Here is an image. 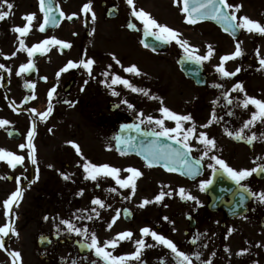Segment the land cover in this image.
I'll return each mask as SVG.
<instances>
[{
	"label": "flooded vegetation",
	"instance_id": "flooded-vegetation-1",
	"mask_svg": "<svg viewBox=\"0 0 264 264\" xmlns=\"http://www.w3.org/2000/svg\"><path fill=\"white\" fill-rule=\"evenodd\" d=\"M10 2L14 4V10L34 6L37 20L43 21V14L39 11V0H10ZM87 2L88 0H52L54 6L59 5V9L65 13V17H61L59 25L44 32L38 29V36L34 37L31 29L26 36L21 37L23 40L25 39V45L28 47L51 37L71 43L72 47L68 49H61L58 45H53L43 55L36 53L32 57L35 69L29 72L32 73L33 77L30 78L25 73L22 74L25 79L35 84V88L38 81L44 85L53 83L51 88L56 86L57 91L54 94L52 104L55 106L58 104L67 105L68 103H65V101H71V104L80 106L82 118L91 119L94 126L98 128V131L94 134L101 139V147L90 148L83 158H76L75 148L68 143L69 141L75 142L74 136L69 135L72 138H68V141L55 142L56 136L60 134L46 131L37 132L36 135L40 136V139L37 138L36 141H33L35 148L37 150L38 148H51L63 160L60 163L48 165L47 169H43L41 165L26 164L20 166L17 177H21L20 186L24 192L23 199L32 192L30 194L32 204L46 203L48 208L51 204L55 205L56 211L53 214L48 211H41V209L34 211V207L33 210L25 212L24 225L33 219H42L41 225H47L38 234V236H44L46 243H48L45 248L37 247V257L41 264H73L75 262L73 259L60 257L59 248L77 252L76 241L90 243V235L87 239L76 237L77 235L74 232H67L66 226L60 228L58 222L47 224L44 219L45 216L50 218L53 215L51 219L54 220L60 209L64 210L66 201L74 205L76 201L82 203L83 199L85 200L83 210L77 212L76 216H83L84 219L77 220L74 216L72 217L69 205H67V212H65L68 219L73 220L78 227L83 228L86 226L89 234L94 232L101 242L110 240L117 233L126 230L133 233L131 239L120 241L115 249H108L114 256L133 253L136 250L135 241L141 238L140 229L149 227L173 240L178 248L186 253L200 251L202 253L201 260L197 261L193 257V264H202V261L209 259L212 260V264H264V203H260L256 198L249 196L243 212H234L228 215L215 204V196L211 199L204 191L199 189V183L210 179L213 173L212 169L207 167L209 163L207 158L202 162L203 171L201 175L192 181L167 172L160 167H147L142 160L135 159L133 155H128L132 158H128L121 163H108L106 157L108 134H112L119 124L125 121L139 122L136 116L140 111L145 116L152 114L150 108L146 107L148 104L147 96L144 97V107H136L135 114L124 111L119 103L122 95V91L118 89L119 85L106 86L105 83H102L105 80L102 73L109 71L122 76L123 67L115 63L112 54L125 66L128 65L129 57L135 53L131 65H137L143 76H137L135 80L150 91L151 80L149 76L151 70L149 66L153 64L151 56H154L155 52L141 46L142 35L144 34L143 25L131 16V9L126 0H92V9L96 14L95 21L91 19V13L85 15L81 11L82 6ZM229 2L242 5L240 12L237 13L238 16L247 15L251 19L264 24V0H229ZM135 4L138 9L143 8L149 12L158 22L169 25L168 21L173 0H135ZM72 13L77 15L72 20H68L67 15ZM129 22L135 24L136 29L128 28ZM204 23L216 27L213 23ZM28 36L29 40H27ZM227 37L233 44L238 40L242 43L249 42L250 45L252 42L257 44L254 55H257V49L259 51L264 50V35L248 33L246 30L241 29L237 39L229 35ZM19 46L18 42L14 46V50L16 51ZM139 49L146 52L143 53L145 56L138 53ZM17 53L24 58L21 64L28 62L27 52L18 51ZM81 58H93L96 61L92 76H89L83 67H79L70 69L57 78L56 73L69 60L79 61ZM249 58H251V55ZM143 63L147 64V67ZM108 65H112V68L108 69ZM50 74H53V77H50ZM145 76H147V79ZM210 76H215V73H210L208 77ZM43 77H47V79L45 80ZM107 79L108 84H111V77L109 76ZM85 81H88L87 84L84 83ZM82 88L83 90H81ZM113 88L120 93L119 96L111 94ZM32 100L29 99L27 104ZM245 120L247 119H219L218 122H213V124L214 126L216 124L220 130L208 133L210 138L216 140V148L210 155L220 156L237 170L264 165V154L257 153V150H262V148L256 147L261 143L263 144V142H258V139L262 138L264 133L254 131L259 128L257 125L244 129L245 136L256 134L257 139L252 144H248L246 139H234L225 132L226 128L233 132L239 131ZM62 135H68V133ZM26 142L27 138L23 143L26 144ZM54 144L56 145L53 148ZM193 145L196 150L192 154L199 158L203 146L197 143ZM82 159L98 165L107 163L118 167L122 170L120 173L121 178L128 175L123 169L128 167L140 169L143 176L137 180L135 195H131V189L120 188L111 177L98 178L97 181L85 179L86 174L82 167L84 163V161H81ZM72 161L75 162L72 163ZM37 167L39 168V178L35 179ZM62 174L68 175L69 179H65ZM262 174L264 175V173ZM34 179L35 182L33 183ZM8 181H13L11 176H8ZM242 183L254 192L264 191V178H257L255 173ZM164 186H167V188H164ZM180 187L186 188L192 195H195L201 201L202 206L196 205L193 201L182 200L177 191ZM112 188H115L116 191H111ZM162 189L172 190L173 195L171 197L166 196L160 203H150L143 208L139 207L145 198L154 200V197ZM81 190H83V194L79 195L78 193ZM97 197L104 201L105 207L101 208L91 203L92 199ZM125 197L130 198L126 199ZM228 200L225 199L224 201ZM60 201L62 206L59 205ZM92 208H96L100 213L98 218L91 211ZM117 210L120 211V216L109 229L107 225L111 222L112 217L116 215ZM89 215L93 216L92 220L86 218ZM165 216L169 220L165 221L163 219ZM57 226H59V232H57ZM173 228L176 230L173 231ZM229 228L233 229L231 235H228ZM197 234H200V240L194 245L190 241ZM9 238L10 236L5 237V247L9 246L7 242ZM144 239L146 244H151L153 247L144 248L140 260H128L125 264H161V260L166 261L167 264H176L173 254L167 247L159 245L150 236L144 237ZM202 245H207V247H202ZM85 249L86 252L83 255L79 254L84 258L85 264H92L93 261L96 264H104L103 259L97 257L93 250ZM241 249H248V251L243 255H237V252ZM213 253H215V256L212 255Z\"/></svg>",
	"mask_w": 264,
	"mask_h": 264
},
{
	"label": "snow or ice",
	"instance_id": "snow-or-ice-1",
	"mask_svg": "<svg viewBox=\"0 0 264 264\" xmlns=\"http://www.w3.org/2000/svg\"><path fill=\"white\" fill-rule=\"evenodd\" d=\"M127 5L131 9V16L139 20L143 25V31L146 36H152L159 43H171L175 42L179 45L185 54V58L190 61H194L196 63H202L204 61H208L214 55V47L212 44L207 45V51L205 54L200 55L198 53V49L192 46L187 39L182 37V34L170 27L167 24H163L158 22L149 12L145 11L143 8H137L135 4V0H126ZM173 3L180 7V11L184 14L185 22L190 25L197 24L198 22L204 20H213L222 25H224V30L229 32L231 35L235 36V34L243 29L248 33H256L260 35H264V24L260 23L257 20L251 19L247 15L238 16L237 13L240 12L242 5L241 4H233L230 3L229 0H173ZM182 5V6H181ZM6 6L7 10H3ZM14 5L10 0H0V21L5 20L11 14V10ZM39 11L43 14V21L39 23V31L44 32L46 27L48 26H58L59 19L54 14L55 12H59L60 17H65V13L59 9V5L54 7L52 0H39ZM81 11L87 15L91 13V19L93 21L96 20V14L92 9V0H88L82 6ZM77 14L72 13L67 15L68 20H72ZM23 19L27 21L24 26H15L12 31L18 33L19 40V48L11 53V56H15L18 51H25L29 57L27 63H23L20 65L18 72L16 73L18 76L22 73L31 72L35 69V64L32 62V57L36 53H40L41 55L45 54L47 51L51 49L53 45H58L61 49L71 48L72 45L70 42H66L64 40L58 39L56 37H51L44 39L43 41L28 47L25 45L24 40L21 37L26 36L32 29L33 21L37 19L36 13H28L25 14ZM130 29H136V25L129 22L127 25ZM145 47H149L147 43L141 41ZM153 51H155V46H152ZM256 54L259 60V64L262 69H264V57H260L259 49L256 50ZM0 55H4V53L0 52ZM86 55V53H85ZM244 55L242 49V42L237 41L235 45V51L231 54H226L221 56L220 63L216 66V71L222 77H234L240 71L241 68L237 67L235 71H227L225 68V62L229 60H234L236 58L242 57ZM11 56L5 55V59H10ZM112 59L115 61L117 65L123 67V71L126 73L134 74L136 76L142 75L141 70L137 65L132 64L130 66L124 67L121 64V61L112 54ZM96 61L93 58H81L79 61L69 60L66 65L56 73L57 78L60 77L62 73L69 71L70 69H75L79 67H83L89 76H92L93 66ZM112 65H108V69H111ZM0 69H4L8 72L11 69H7L6 66L0 63ZM105 77V80L102 83H105L106 86L111 87L112 85H123L125 88L130 89L134 93H140L144 96L149 97V99L159 100L161 107L159 108V112L162 114L161 117L156 118L152 115H147L140 111L137 113L136 119L139 123L134 124H123L121 125L122 130L135 129L137 132L141 131L140 125H154L151 127L145 135H150L155 137L150 143L147 145L141 143L137 144L133 137L128 136H120L117 135L113 137V139L117 142V151L120 152L121 155H126L129 152H135L136 154L143 157L147 167H154L156 165H162L167 171L175 172L180 169H183V174L189 176L191 178H195L202 171V162L205 158L209 160L207 167L212 169L213 175L215 176L217 172L222 171L225 173L229 179H231L236 185L240 186L242 189L240 193L241 202L244 201L245 193L256 198L260 203H264V191L262 192H254L252 191L246 184H243L242 181H245L249 178L253 173H264V165H258L257 167H253L251 169H235L231 167L224 159H222L218 155H210V153L216 148V140L214 138H210L208 133L205 131H200L197 134V124L193 120L191 114H178L177 112L169 109L164 106L163 100L159 96L151 95L148 89L140 88L135 86L129 79H126L119 74L110 73L109 71H105L102 73ZM111 77V84H108V77ZM3 77L0 76V80ZM43 79H47V77H43ZM88 81L84 83L87 84ZM30 88H35V84L29 82L27 84ZM216 87H222L221 85H214ZM83 90V88L81 89ZM56 86H53L47 93L48 96V107L44 112H37L36 109H31V112L38 116L41 120H47V118L53 112L52 100L54 98V94L56 93ZM232 92H240L244 93L243 99L239 100L238 106L243 109H248L249 106L254 107V111L251 112L250 118L243 122V126L239 131L233 132L229 131L227 128L225 132L228 136L233 137L234 139H246L248 144H252L257 136L253 133L251 136L244 135V129H248L250 127H255L256 124L264 123V99H259L253 96H250L245 91L244 85L242 82H237L233 85ZM112 95L119 96L120 93L117 92L114 88L112 89ZM224 98L227 100V104H233V99L230 98V93L225 92ZM34 94L30 97H25V101L29 99H34ZM71 105V101H65ZM121 103L126 104L130 110L135 111V106L127 99L122 100ZM228 115H233L232 112H229ZM219 119L216 117L215 110L212 114V119L208 121L207 124L200 125L201 128L209 127L213 122H218ZM174 121V127H168L165 124V121ZM186 122H191L189 127H185ZM10 121L7 119H0V127H4L9 125ZM159 129L157 131L156 129ZM51 131V129H49ZM9 135H12L9 132ZM36 135V124L32 123L31 128L27 132V142L19 145L21 150L27 148L28 149V159H30L33 165H37L36 158V148L33 143L34 137ZM164 137L168 141L174 142L176 147L173 146V143H161L160 138ZM264 137V134H262ZM195 139L198 145L203 146L202 154L199 158H194L192 153L195 149V146L192 144V140ZM76 150L77 154L81 155L83 158V153L78 144L73 141H69ZM0 161H6L10 168L15 169L17 165H23L25 161V156L18 155L15 152L10 150L0 148ZM214 162V163H213ZM85 175V179H90L92 181H97L98 178H107L111 177L115 180V183L119 185L122 189H131V195H135L137 189V180L143 176V172L136 167H128L123 169V171L127 172L128 175L125 178H121L120 173L121 169L118 167L111 166L107 163L105 164H96L88 160H84L82 165ZM65 179H69V176L66 174H62ZM7 179L8 177H4ZM39 178V168L36 169V177ZM35 179L32 181L35 182ZM17 187L16 189L10 193V195L2 202L4 215L6 217V222L0 226V249H4L8 255L11 257V264H22L21 253L15 250H9L5 248V237L9 235V233L13 235H19L14 222L15 212L14 207L19 206V202L22 200L24 192L20 186L21 177H16ZM213 181L211 179L203 180L199 183V189L201 191H205L209 185H211ZM167 188V186H164ZM111 191L115 192L116 189L112 188ZM178 194L182 200H189L195 202L196 205L202 206L201 201L195 196L192 195L186 188L180 187L178 190ZM79 195L83 194V190H81ZM173 195L172 190H161L159 194L154 197V200H148L145 198L140 203L139 207L143 208L150 203H160L164 200L166 196L171 197ZM126 199L130 197H125ZM91 203L93 205H98L99 207H105V203L100 198H93ZM110 207V206H109ZM79 211V210H78ZM91 211L95 213L98 218L100 213L96 210V208H92ZM120 216V211L117 210L116 215L112 217L110 223H108V228L111 229L113 224ZM83 216H75V219L80 220L84 219ZM88 220H92L93 216L89 215L86 217ZM45 220H48L49 217L45 216ZM165 221L169 220L167 216L163 217ZM60 224L66 226V230L68 233H75L78 236L87 237L90 235V243L85 242L84 247L91 249L94 251L97 257L103 259L104 264H125L128 260H140L141 252L144 248L153 247L151 244H146L144 237L150 236L152 240L156 241L159 245L167 247L170 252L174 256V260L176 264H193V257L195 260L200 261L202 253L200 251H194L193 253H186L180 250L177 244L164 236L163 234L157 233L155 230L149 227H143L140 229L141 238L135 241L136 250L133 253L121 256H114L109 248L115 249L118 246V243L122 240L131 239L133 233L130 230H126L120 233H117L115 237L110 240H106L101 242L94 232L89 234L88 228L85 226L83 228L78 227L73 220L70 219H61ZM176 229L173 228V231ZM57 232H59V226H57ZM233 232L232 228L228 229V235H231ZM200 240V234H197L192 237L190 243L196 244ZM202 247H207V245H202ZM227 251V249H226ZM248 251V249H241L237 252V255H243ZM215 256V253L212 254ZM75 264V262H73ZM92 264H96L95 261ZM161 264H167L166 261L161 260ZM202 264H212V260H204Z\"/></svg>",
	"mask_w": 264,
	"mask_h": 264
},
{
	"label": "rangeland",
	"instance_id": "rangeland-1",
	"mask_svg": "<svg viewBox=\"0 0 264 264\" xmlns=\"http://www.w3.org/2000/svg\"><path fill=\"white\" fill-rule=\"evenodd\" d=\"M3 10H7L6 6ZM28 13H36L34 6L22 7L19 10L12 9L10 16L5 20L0 21V52L4 53V55H0V63L4 64L7 69H11L10 72L0 69V76L3 77V79L0 80V119H7L10 121L9 125L0 127V148L25 156L23 166L26 164L33 165L30 159L27 158L28 149L21 150L19 148V145L22 144L23 141L19 139V141L16 142L8 139L5 134V128L9 126L14 127L18 129L24 137H27V132L31 128L32 123L35 122L36 132L46 131L56 133L57 135L60 134L59 136H56L57 139L55 142L68 141V138H72L69 137V135L74 136V141L79 145L84 157L90 148L92 149L95 146L98 148L101 147V139L94 134V132L98 131V128L94 126L91 119L82 118L83 115L80 113V106H76L74 104H58L56 106L53 105V112L47 120H41L38 116H35L31 112V109L34 108L37 112H44L47 110V93L53 83L44 85L37 82L36 89H34V91L27 92L26 83L28 80L24 79L22 74L19 76L16 74L24 58L22 55H18V53L15 56H11V53L15 51L14 46L19 42V34L12 31V29L15 26H24L27 21L23 19V17ZM38 24L39 20L36 19L33 21L31 31L33 37L36 35L38 36ZM168 24L170 27L178 30L184 39H187L192 46L199 50L197 54H205L207 51V45H213L215 49L214 55L210 60L204 61L203 63L206 71L214 72L215 70V76L210 77L206 86L203 88L193 86L190 81L186 80L181 75L177 68L175 57L177 53L183 52V49L173 41L170 43L167 51L161 55L157 54L151 56L153 64L149 66L151 70L149 76L151 80L149 86L151 89L150 94L161 97L164 106L177 112L178 114H191L193 120L197 124V134L200 131L213 133L219 130L216 127V124L215 128L213 124L207 128L200 127V125L207 124L208 121L212 119L214 110L216 117L218 118L230 120L249 119L251 112L255 110L254 107L251 105L248 109L239 107L238 102L243 99L244 93L232 92L231 89L237 82H242L248 95L264 99V69L261 68L257 55H254L257 44L253 42L251 45L249 42L242 43V49L245 56L225 62V68L227 71H235L237 67L241 66L247 69L245 74H240L238 79L235 77H222L218 75L219 73L216 71V66L220 63L221 56L234 52V45H232L231 40L226 35L222 34L217 28L210 24H187L182 12L180 11V7L177 5L175 6L174 3L171 7ZM33 37L32 39H34ZM27 40H29V36ZM259 52L260 57H264V50L262 49ZM138 53L141 56H145L143 53L146 52L139 49ZM5 55L11 56V58L5 59ZM250 55L251 58H249ZM134 57L135 53L129 57V60L127 61L128 65H125L124 67L130 66ZM144 66L147 67V64H144ZM50 77H53V74H50ZM122 77L129 79L137 87L146 88L136 82L135 79L137 76L134 74L123 71ZM145 78L147 79V76H145ZM214 84L221 85L222 87H216ZM118 89L122 91L119 103L120 107L123 108L124 111L129 114L136 113L135 111L130 110L126 104L121 103V101L125 99H127L129 103L133 104L135 108L144 107V95L134 93L130 89L125 88L123 85H119ZM214 89L215 91H213ZM225 92L230 93V98L233 99V104H227V100L223 95ZM31 93L34 94L35 98L29 104H24L22 102L23 97L29 96ZM139 98L141 99L138 100ZM146 107L150 108L152 116L156 118L162 116L159 112V108L161 107L159 100L149 99L148 97V104ZM229 112H232L233 115H228ZM58 117L59 119H57ZM165 124L168 127L175 126L174 121L166 120ZM190 124L191 122H186L185 127H189ZM261 124H263L261 131L264 133V123ZM49 129H51V131H49ZM63 133H68V135H62ZM37 138L40 139V136L38 137L36 135L34 141H36ZM258 142H263V144L261 143L256 146L257 148H262V150H257V153L264 154V137L258 139ZM194 143H197L195 139L192 140V144ZM55 145L56 144H54L53 148ZM106 148V157L108 162L120 163L122 159L114 151L112 143L109 140V134L108 139L106 140ZM56 154L57 153L51 148L36 149L37 165H41L43 169H47L48 165L60 163L63 158ZM77 157H81V155L76 154V158ZM81 161L84 160L82 159ZM73 162L75 161H72V163ZM19 169V166L12 169L6 161H0V226L6 222L2 202L17 187L16 180L9 182L4 177H7V175H11V177L16 176ZM30 194H32V192ZM30 194H27L25 199L22 198L18 207H14V222L19 235L17 236L9 233L8 236H10V238L7 240L9 246L5 248L19 251L21 253L22 264H41L37 257L38 249L36 246V236L42 229H45L47 225H41L43 221L42 219H33L24 225L23 222L26 216L25 212L33 210V207L34 211L41 209V211H48L51 214H53L56 210L54 208V204H51L49 208L46 203L32 204ZM84 201V199L82 200V203L76 201L74 205L73 203L71 204L66 201L64 204V210L60 209L54 220L51 219L53 216L51 215L50 218L46 220V223L48 224L53 222L56 224L58 222L60 228H63L64 225L60 224V220L68 219V215L65 214V212H67V205L71 208L72 217H75L77 212L83 210ZM59 205L62 206L61 201L59 202ZM76 237L82 236L77 235ZM59 255L60 257L73 259L75 264H85L84 258L76 251H66L65 249L63 250L59 248ZM0 264H11V257L4 249H0Z\"/></svg>",
	"mask_w": 264,
	"mask_h": 264
},
{
	"label": "water",
	"instance_id": "water-1",
	"mask_svg": "<svg viewBox=\"0 0 264 264\" xmlns=\"http://www.w3.org/2000/svg\"><path fill=\"white\" fill-rule=\"evenodd\" d=\"M216 24H218L221 29L223 31L224 30V25L214 21ZM147 43L150 45V46H155V48H164L165 47V44L164 43H154L152 41V38L149 37L147 38ZM177 63H178V66L180 68V70L184 73V75L190 79H193L194 83L195 84H204L205 83V76L203 75L202 73V66L200 63H196L194 61H190V60H187L185 58V56H180L178 59H177ZM9 132L12 133V135H9ZM145 131H140V132H137L135 129H128V130H122L120 129L119 130V134L120 136H124V137H128V136H131L134 138L135 142L137 144H145L147 145L148 143H150L153 139H155V137L153 136H150V135H145ZM7 135L8 137L10 138H19V133L17 130L15 129H12V128H9L7 129ZM160 142L161 143H173V146L176 147L177 145L174 144V142H171V141H168L166 138L164 137H161L160 138ZM115 146H116V149H117V142L115 140ZM131 153V152H129ZM132 153H135V152H132ZM140 156V155H139ZM142 157V156H141ZM143 158V157H142ZM162 166V165H161ZM163 167V166H162ZM164 168V167H163ZM183 176H186L183 174V169H180L178 171H175ZM258 174V173H257ZM259 177H262V175H258ZM190 179H193L189 176H186ZM215 180V196L217 198H223V197H229L231 198V202L227 203V212H231L232 210V205H235V207H242L244 204V201L241 202V199H240V193L242 191V189H240L238 187V185H236L231 179L228 178V176H226L225 174H223L222 172H217L215 176H213L212 178V181L214 182ZM212 185H209L208 188L206 189L207 193L208 194H212ZM246 193H245V197H246ZM38 244L40 246H45L46 243L43 241V238H38ZM78 245V249L80 252L84 253L86 250H85V247L83 246L84 244L83 243H80V244H77Z\"/></svg>",
	"mask_w": 264,
	"mask_h": 264
}]
</instances>
